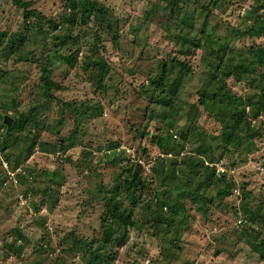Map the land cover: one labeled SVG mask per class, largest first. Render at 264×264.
<instances>
[{
	"label": "rangeland",
	"instance_id": "rangeland-1",
	"mask_svg": "<svg viewBox=\"0 0 264 264\" xmlns=\"http://www.w3.org/2000/svg\"><path fill=\"white\" fill-rule=\"evenodd\" d=\"M23 1L0 0V264H264V106L253 116L247 104L264 102V60L249 54L264 48V0H96L104 12L77 22L65 46L52 34L74 1ZM202 22L209 47L182 53L175 31ZM219 42L229 67L213 78L205 57ZM171 58L191 72L177 73L167 107L147 89ZM46 60L59 85L50 97ZM206 85L245 104L255 132L236 129L228 143L218 107L199 100ZM187 155L215 167L203 204L205 171L190 172ZM136 169L145 187L118 199L134 223L111 234L105 204Z\"/></svg>",
	"mask_w": 264,
	"mask_h": 264
},
{
	"label": "trees",
	"instance_id": "trees-1",
	"mask_svg": "<svg viewBox=\"0 0 264 264\" xmlns=\"http://www.w3.org/2000/svg\"><path fill=\"white\" fill-rule=\"evenodd\" d=\"M13 1L15 4L21 5V6H25L26 4L23 0H13ZM73 1L74 3L70 5L71 12L63 18L64 26L61 27V32H55L54 35L52 34L53 39L58 40L59 43L63 46L68 45V44H75L77 34H74V30H75V25H77V22L84 23L90 17L91 14H93L94 12L98 13V9L104 12L103 6L99 4L96 0H73ZM75 6H78V8L75 9ZM23 14L25 18L35 17V20L40 21L39 14H37L34 11H30L27 8H24ZM188 19H189L188 21L193 25V22H191V19L190 18ZM190 23L187 25L185 30L180 28L174 33V36L177 37L180 41H183V42L188 41L190 43V45L185 46L183 42H176L179 44L178 45L179 49L182 50L184 48L182 50V53H187L192 48H196V47H202V48L209 47L211 33L210 31L205 30L204 24L206 23L202 22L200 25H198L197 28L192 27ZM12 39H13V43L15 46L13 51H15L17 48L16 47L17 43L20 41L21 38L13 35ZM225 44H226L225 42H219L215 50H213L215 52L212 58L208 56L205 57L206 59L208 60L211 59L212 61L213 69L210 72V76L213 78L217 76L219 72L218 69L221 68L223 71H225V69L223 68L229 67L225 62V57H226ZM21 51H22V48L20 47L19 52L21 53ZM249 54L253 56L254 58H256V62L258 63L264 60L263 59L264 58V48L262 47L257 48L255 53H252L251 51H249ZM242 59L243 58H241L240 60ZM48 64L49 62L47 60L41 63L43 72L40 76L42 94L43 96H46V97H50L51 95L50 92L52 88L59 87L58 83L54 82L49 77L50 69L48 68ZM159 65H160L159 75L158 77L151 78L148 84L149 87L147 89V95L154 104L156 103L158 105L168 107L170 102L174 103V100H171L172 99L171 92H175L177 89H179V87L183 85V83H180L179 81L180 76L178 74L181 73V70H182L183 75L188 72H191V68L189 67L188 64L184 63L182 60L178 58H171L168 62H161L159 63ZM235 66H237V64H235ZM238 67L241 68L242 66L239 65ZM173 69H176L175 74H173ZM166 79L169 81L170 85L167 84ZM221 87L222 86L220 85L219 87H216L217 89L216 91L211 92V90L208 89L206 85V87H204L200 91L199 100L202 104H204V108L207 105V101L209 99L211 100L212 105H216L218 107L217 113L215 115H217V117L221 121L223 128L225 130H229V133L227 134V142L229 143L231 141V137L234 134V132L232 133V131H235L236 129H240L242 127H244L248 131L253 130L255 132V130L251 128L250 120L245 118V107H246L245 104L242 103V105L240 106H236V107L233 106V96L225 92ZM260 89L261 90L264 89L263 86H261ZM167 91L170 93H168ZM62 103L64 105L70 104V102H62ZM247 104H251L250 109L252 110L253 116H257L260 113V110L264 106V102L260 99H257L255 103L248 100ZM208 111L209 113H211V109H208ZM211 114H214V113H211ZM185 134L186 133H183V136ZM166 143L168 144V142ZM167 144H165V146ZM166 149H172V148L170 146ZM201 150L202 149L199 148L198 152ZM184 158H186L184 162H188L189 171L193 172V174H194V171L195 172L199 171L201 167L204 168L206 178L205 176L203 178H200L194 189L195 191L194 194L196 195V197L201 199V203L203 204L202 196L200 194H199L200 196H197V195L200 189L206 186H209L212 183V178H213L212 176H214L215 167L213 165L205 166L201 158H194L190 155L183 157V159ZM131 175L132 176L122 175L121 178L117 180V181H120L121 184L117 182V185L115 184L113 188L115 190L121 189L123 190V192L119 191L118 192L119 195L115 199L114 198L111 199V197H109L107 199V203L105 204L107 207V216L111 220L110 221L111 225L107 230L111 234L114 233L113 229L117 230L120 228L121 225L134 223L133 220L130 218L131 210H128L125 206H122L121 204L123 203L118 200L119 197L124 198L126 196L124 189L127 191L132 190V192L134 193V190L137 191L140 188L145 187V182L143 179H141V176H139L138 169L134 170L133 173H131ZM221 177H224V174H222ZM185 179H188V178H185ZM188 182H189V179L186 180L185 185H187ZM108 189L109 187L107 186L105 191ZM164 203H166V201H164ZM162 205H159L158 207L161 208ZM201 207H204V206H201ZM118 236H119L118 239L121 240L122 235H118ZM259 243L262 244L263 242L260 241ZM254 245L259 246L258 243H255ZM260 250H261L259 251L260 255H262V257L264 258V249L261 248ZM104 253L105 252L100 254L102 257L99 256V258H96V259H98L99 261L101 259H104L103 256H106Z\"/></svg>",
	"mask_w": 264,
	"mask_h": 264
},
{
	"label": "water",
	"instance_id": "water-1",
	"mask_svg": "<svg viewBox=\"0 0 264 264\" xmlns=\"http://www.w3.org/2000/svg\"><path fill=\"white\" fill-rule=\"evenodd\" d=\"M11 117L10 116H8V115H4V117H3V121L6 123V125H7V129L10 127V124H11Z\"/></svg>",
	"mask_w": 264,
	"mask_h": 264
}]
</instances>
